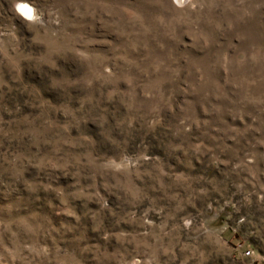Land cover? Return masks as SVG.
<instances>
[{
    "label": "rangeland",
    "instance_id": "obj_1",
    "mask_svg": "<svg viewBox=\"0 0 264 264\" xmlns=\"http://www.w3.org/2000/svg\"><path fill=\"white\" fill-rule=\"evenodd\" d=\"M0 264H264V0H0Z\"/></svg>",
    "mask_w": 264,
    "mask_h": 264
},
{
    "label": "bare ground",
    "instance_id": "obj_2",
    "mask_svg": "<svg viewBox=\"0 0 264 264\" xmlns=\"http://www.w3.org/2000/svg\"><path fill=\"white\" fill-rule=\"evenodd\" d=\"M23 10L26 12V13H30V10L28 7H23Z\"/></svg>",
    "mask_w": 264,
    "mask_h": 264
},
{
    "label": "built area",
    "instance_id": "obj_3",
    "mask_svg": "<svg viewBox=\"0 0 264 264\" xmlns=\"http://www.w3.org/2000/svg\"><path fill=\"white\" fill-rule=\"evenodd\" d=\"M245 253L249 254L250 252L249 251H246Z\"/></svg>",
    "mask_w": 264,
    "mask_h": 264
},
{
    "label": "trees",
    "instance_id": "obj_4",
    "mask_svg": "<svg viewBox=\"0 0 264 264\" xmlns=\"http://www.w3.org/2000/svg\"><path fill=\"white\" fill-rule=\"evenodd\" d=\"M236 236H239V234L236 233Z\"/></svg>",
    "mask_w": 264,
    "mask_h": 264
}]
</instances>
